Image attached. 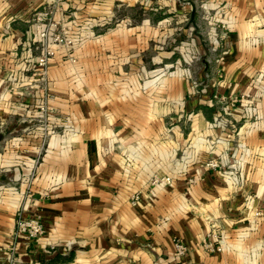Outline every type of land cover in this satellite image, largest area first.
<instances>
[{
  "label": "crops",
  "instance_id": "crops-1",
  "mask_svg": "<svg viewBox=\"0 0 264 264\" xmlns=\"http://www.w3.org/2000/svg\"><path fill=\"white\" fill-rule=\"evenodd\" d=\"M48 1L0 0V83L8 75L24 76L22 68L33 61L35 55L19 48L30 14ZM117 1L66 0L61 10L73 12L82 25L78 16L93 7L105 12ZM216 3L219 8L211 9L222 14L224 36L215 67L209 48L201 59L202 95L186 98L187 80L160 69L144 72L139 89L131 84L132 70L121 64L115 73L107 71L106 84L99 69L91 70V80L82 70L75 87L54 85L57 96L46 102L61 114L48 123L68 125L64 132L46 137L44 123L34 118L23 120L34 119L33 132L0 130V246L13 242L21 264H264V220L251 221L255 210H264V0ZM188 11L199 26L193 0ZM162 15L135 26L163 28ZM132 29L117 27L92 45L107 43L124 64L131 62L148 44ZM92 50L93 58L101 56ZM53 74L49 69L51 86ZM2 87L4 114L15 107L7 100L18 92L4 94ZM215 93L244 96L220 124L214 122L222 107ZM37 103L30 101L29 109ZM211 158L221 168L202 165ZM154 175L170 182L152 184ZM135 193L139 199L132 203ZM36 213L44 233L33 241L15 239L16 218ZM212 228L223 238L220 252L202 247ZM173 238L187 246L185 255L177 257ZM7 258L0 253V264H10Z\"/></svg>",
  "mask_w": 264,
  "mask_h": 264
},
{
  "label": "rangeland",
  "instance_id": "rangeland-1",
  "mask_svg": "<svg viewBox=\"0 0 264 264\" xmlns=\"http://www.w3.org/2000/svg\"><path fill=\"white\" fill-rule=\"evenodd\" d=\"M49 1L30 14L24 31L26 43L19 48L23 55L25 53L35 55L33 61L29 62L30 65L25 63L24 68H22L23 73H21L24 76H18L20 73H17L16 76L8 75V77H3V81L0 83L3 86L2 93L6 94L14 90L18 92L14 95V100L11 102L7 100L8 104L15 107H12L7 113L0 112V130L5 129L7 133L26 134L33 132L35 127L32 122L34 119L44 123L41 131L46 137L64 132L68 125L61 126L58 122L48 123L49 118L59 119L61 114L49 107L46 102L47 99L53 100L57 96L54 85L59 87L58 90H62L65 86L75 87L80 81L77 75L78 71L81 73L84 70L85 78L91 80V70L99 69V80L106 84L111 81V77L110 79L107 78V71L112 70L115 73L121 64L124 70H132L131 84L139 89V87H143L146 81L144 72L149 73L155 69H160L164 75L175 74L187 80L191 88L185 94L187 98L192 95L196 97L202 95L200 87L206 81L204 77H200V70L203 67L201 59L205 56L206 48L210 50L208 56L211 64L216 65L218 63V46L222 41L221 36H224V34L221 35L220 29H225V23L220 21L222 17L220 11L215 12L212 11L214 8L211 9V6L219 8L220 3H216V0L212 2L210 0H193L198 8V13L195 16L199 25L197 27L189 21L188 9L191 0H165V4H162L161 0H130L127 4H123L119 0L111 8L105 9V12L93 7L90 14L84 17L78 16L76 20L83 22L84 25L75 23L73 12L70 14L69 11L65 12L64 7L61 10V2H66V0ZM176 4L180 7L179 11L169 9L175 7ZM161 8L165 10L163 15L159 12ZM43 9L47 10V15H41L38 20L36 18L37 12L43 11ZM58 11L60 12L58 13ZM159 15L165 16L163 20L166 25L163 28L142 27L141 29L139 25L135 26L140 22L149 23ZM124 25L133 27V35L142 32L148 40L147 46L139 47L135 51L137 56L125 64L121 56H116L107 43L101 45L99 41L98 44L101 45V48L97 47L98 45H92L93 39L105 37L107 33ZM42 28L48 31L51 38L49 41L40 35ZM46 47L53 51V55L45 64H38L37 56L42 54ZM93 47L99 50L100 57L94 56L93 58L91 56L94 55ZM110 53L115 56L110 57L108 55ZM216 68L218 69V65ZM49 69L54 71L52 80L54 79L56 84L52 82L53 86L48 80ZM28 97L29 101L27 100ZM32 100H35V103L38 102L36 109H29L30 104L28 103ZM19 105L21 108L16 107ZM48 114H52V117ZM185 115L187 116V114ZM186 116H183L182 119ZM215 117H219V115L216 114ZM12 118H14L13 122L17 124L16 126H12ZM31 118L34 119L28 122L23 121ZM182 129L186 135L189 131V125L186 124ZM2 144L0 147H3ZM24 150L27 151V149ZM184 155L186 154L184 153Z\"/></svg>",
  "mask_w": 264,
  "mask_h": 264
},
{
  "label": "built area",
  "instance_id": "built-area-1",
  "mask_svg": "<svg viewBox=\"0 0 264 264\" xmlns=\"http://www.w3.org/2000/svg\"><path fill=\"white\" fill-rule=\"evenodd\" d=\"M41 15H47V10L43 9V11L37 12L36 18L39 20L41 18ZM224 27V25H222ZM40 35L43 37H46V40L49 41L51 38L49 37V33L46 29L42 28L40 29ZM45 40L44 38H42ZM53 55V51L50 48H47L44 50L42 54L37 56L36 61L38 64H45L47 60L51 58ZM215 99H217L220 104H222V107L220 108L218 115L219 117H215V124H220L225 120L224 115L229 114V110L232 106H234L238 101L242 100L244 97L243 95H233V96H224V95H217L214 94ZM253 108V106H250ZM224 117V118H223ZM205 168H212L217 169L221 168L220 162L215 159L211 158L203 162L202 164ZM170 177L169 176H158L154 175L151 178L152 184L157 183H169ZM139 199V193L133 194L131 197V202L135 203ZM264 220V210H255L252 215V222L258 223L259 221ZM44 233V228L41 222V217L38 213H36L33 216L26 217L23 215H19L14 224V230H13V236L15 239L22 238L27 241H33L36 240L39 236H41ZM173 246L175 248V254L177 257H181L186 254L187 252V246L180 241L178 238L172 239ZM222 243L223 238L220 234V232L217 230V228H212L209 230L206 234V239L202 243V247L207 250L208 252H220L222 250ZM16 248L15 244L13 242H10L6 244V246H0V253L7 252L8 254V260L10 261V264H21V261L18 257V255H15ZM31 264H35L33 261Z\"/></svg>",
  "mask_w": 264,
  "mask_h": 264
}]
</instances>
